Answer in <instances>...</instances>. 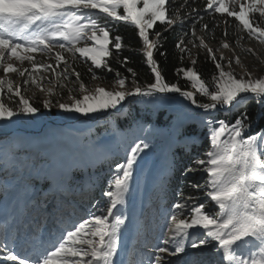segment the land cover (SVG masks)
Instances as JSON below:
<instances>
[{
	"label": "snow or ice",
	"instance_id": "6c2138e0",
	"mask_svg": "<svg viewBox=\"0 0 264 264\" xmlns=\"http://www.w3.org/2000/svg\"><path fill=\"white\" fill-rule=\"evenodd\" d=\"M230 2L206 0L203 13L192 9L183 21H179L183 27L189 18L192 20L191 36L199 40L198 46L207 51L208 58L218 70L210 88L191 68L177 69V75H181L195 89L185 91L177 84L165 81L158 61L154 58V52L162 47V33H155V40L150 38V30H154L157 23L165 31H171L177 25L178 20L169 15L172 0H0V67L6 74L18 71L13 63L6 62L14 57L16 61H29L33 65L31 70L19 71L20 76L28 72L32 83H36L31 73L47 69L54 74L56 83L63 87V81L70 79L69 64L64 52L71 53L73 59L79 53L84 60L90 61V71L96 68L111 72L108 58L113 51L117 55L126 49L135 51L123 44L121 36L110 35L111 27L124 22L137 30L142 44L138 54L144 57L143 63L153 76L152 83L141 86L135 79L134 70L129 68L127 71L133 76L131 89L126 86L127 78L116 73L114 90L97 87L89 93L81 83L79 89H76L81 98L70 94V102L67 103L43 100V108L48 111L55 107L59 114L74 113L88 118H92L93 114L110 115L113 111L119 112L125 105H144L149 115L141 117L137 112L132 117L144 138L138 139L126 152L124 161L115 165L113 178L102 193L107 197V206L104 209L97 206L100 214L90 213L88 218L71 222L67 227H60L64 221L57 217L55 224L59 235L50 246L44 237L46 223L43 220L37 229L27 235L29 243L42 249L35 258L22 257L16 251L5 221L3 233L0 234V264H123L117 258L118 249L122 228L126 226L129 217L125 214L126 209L122 208L120 212L114 210L126 205L141 154L151 148L148 141L161 134L166 135L172 145L183 149L185 153L198 144L202 134L207 138L209 148L203 153V158H193L181 174L202 173L205 177L203 184L190 182L189 187L202 189L214 207L209 210L204 203H191L194 198L184 196L182 189H178V199L169 210L162 234L152 246V255L141 264H169L168 257L179 256L187 249L205 247L211 248L217 257L212 264H264V130L245 136L253 120L247 111H241L249 100H256L264 107V79H252L251 72L243 69L239 57H236L235 63L241 65L244 75L249 78H237L233 71H225L223 62L226 58L220 55L218 59L204 39L196 37L194 27L203 19L204 14H226L239 21L243 29L247 30L249 38L255 37L264 43V29L249 19L252 13L264 17V0H245L239 3L238 9L230 8ZM187 3L188 0H185V4L180 7ZM94 10L99 15L94 17ZM100 18L105 19V24L98 23ZM201 28L210 31L207 24H202ZM188 34L183 32L175 45L181 60L184 54H191L184 46V36ZM227 34L225 30L224 35ZM81 41H91L92 46L76 47ZM222 47L227 49L229 44L224 43ZM34 53L54 55L55 66L38 63ZM159 54L167 55L163 51ZM61 62L63 69L57 71ZM121 63H128V57H124ZM191 63L194 65L196 60L193 59ZM227 63L231 67L233 61L228 60ZM71 74L79 81V72L72 69ZM93 79L97 77L93 75ZM5 83L7 93L11 94L13 88L10 80H0V89H3ZM27 83L28 80H25ZM56 83L47 89L50 96L56 94ZM197 93L206 98L207 102H198ZM171 94H178L183 99L174 101ZM14 95L19 98L18 102L13 101L17 104L15 109L0 102V132L6 131L16 121H34L43 115L19 89L15 90ZM183 101L189 103L184 104ZM174 102L182 107H172ZM220 112L231 115L218 118ZM165 117H168L167 120ZM99 118L96 116V119ZM177 154L173 151L165 158L162 194L174 171ZM29 180L33 197L39 192L44 203H47V193L53 183L56 185L53 200L56 195L63 196L64 192L71 190L70 180L67 185L63 183L67 180V174L60 165L57 149L51 152L48 164L34 169V175ZM45 182H51L49 189L37 187ZM215 209L219 210V215L215 214ZM47 211L46 208L42 209V212Z\"/></svg>",
	"mask_w": 264,
	"mask_h": 264
},
{
	"label": "rangeland",
	"instance_id": "374dc122",
	"mask_svg": "<svg viewBox=\"0 0 264 264\" xmlns=\"http://www.w3.org/2000/svg\"><path fill=\"white\" fill-rule=\"evenodd\" d=\"M241 2H245V0H231L229 7H237L238 9L239 3ZM97 15H99L98 11L94 10L93 16L95 17ZM185 15L186 14L184 13L178 12L173 14L171 17L177 19L179 23V21L184 20L186 17ZM249 19L250 21L252 20L251 15H249ZM188 21L192 20L189 18L186 22ZM105 22L106 21L104 18H100L98 20V23L102 25L105 24ZM186 22L183 23V26L190 28L191 30L193 27L192 22L187 24V26ZM195 32L196 35L204 39L205 43H207L208 46L213 49L218 59L220 55H223L226 58L223 62L225 71H233L234 74L237 75V78L244 76V78L247 79L249 77L244 75V71L241 68L242 65L243 69L251 72L252 79H264V43H261L255 37L249 38L246 29H244V33L247 38L241 40L237 39L235 41L220 40L214 42L211 41V38L206 36V34H204L201 29H197ZM184 39H187L185 40V47L191 53L190 55L188 54L189 59L193 60L199 48L192 41L189 35H185ZM224 43H228L229 48L224 49L222 47ZM84 46H92V42L81 41L76 45V47ZM248 50L251 51L249 52ZM54 51L60 50L55 49ZM33 55L35 56V59L38 63L52 64L55 66L54 55L46 56L41 55L40 53H34ZM63 55L65 56L66 60L73 58L72 54L69 52H64ZM75 57L81 56L79 53H77ZM236 57H239L241 65H237L235 63ZM82 59L84 60V58ZM228 60L233 61L231 67L228 66ZM84 61L91 65L90 61ZM6 62L13 63L14 67H16L18 70L15 73L6 74L3 68L0 67V80H4L6 82L9 80L12 81L13 92L11 94L7 93V83H5L3 89H0V102L4 103L7 107L13 109L17 107V104L13 102L15 100L12 98V96L15 97L14 93L16 89H19L21 94L25 98H28L33 106L34 103L43 104L44 99H52L53 103H55L57 100L67 103L70 102V94L76 98H81V94L76 91V89H79L80 83L72 77L70 72V79L63 81V87H61L59 83H56L54 74L47 69H40L39 71L32 72L31 75L36 78V83H32L28 72H26L24 76H20L18 74L19 71H23L24 69L31 70L33 67L31 62L24 61L21 63L16 61L14 57L10 61ZM191 69L195 71L194 68ZM70 70L71 69L69 66V71ZM41 77H43V79H41ZM25 80H28L27 85L25 84ZM212 82L213 80L207 83V86L211 88L213 86ZM54 83H56V94L50 96L47 92V89L52 88ZM126 86L128 89L133 87L127 82ZM85 87L89 90V93H91L97 87H105L108 90H114L116 85L114 82H107L97 77V79H93V83L91 85ZM41 88L44 90L42 91ZM190 89L194 88L191 87ZM65 91L67 92L66 95ZM200 97L203 96L197 93L196 98ZM175 100L180 99L174 98V101ZM183 103L186 104L184 101ZM255 105L256 110H254V116H251L250 112ZM172 107L180 108L182 105L174 102ZM192 107L195 109L194 106ZM128 111L132 112V117H135L137 112H139L141 117L149 115L147 111H145L144 105H125L119 112L113 111L110 115L98 114L103 117H101V121L94 117V119L97 120H95L97 125L92 126L86 131H77V129H71L69 127H58L51 124H47L48 126L44 125L47 117H51L53 120L62 115H68L59 114L58 109L53 107L51 111L46 109L41 111L43 115L37 120H19L12 124L8 130L0 132V189H3L0 192V233H3L5 221H7V227L9 229L12 228L14 231V223H27L25 224L26 227L36 224L37 229L40 221L43 220L46 223V227L43 230L45 237V235L48 233L51 235L56 234L55 231L50 230L52 229L50 228L52 227V224L48 222L49 213H52V215H58L59 217L62 215L64 223L61 224L60 227H67L69 223L86 219L90 213L97 212V206L100 209H104L107 206V197L103 196L102 193L108 186L109 181L113 178V169L115 165L124 161L126 152L135 142L138 141V139L144 138L134 119H131L129 123L127 122ZM241 111H247L253 120L252 127L248 132L245 133V136L264 130V107H262L260 103H258L256 100H249L246 104V107L241 108ZM71 115L73 118L72 122L74 123L77 120H83L84 118L88 119V117H83L80 114L73 113ZM95 115L96 114H93V116ZM230 115L231 114L226 112H220L218 113V118H226ZM167 118L168 117H165L164 119L167 120ZM32 122L37 123V128H39V130H36V132L15 128L16 125H19V123L30 124ZM6 137L8 139H5ZM203 141L208 143L206 146H204L206 150H208L209 141L202 134L198 143L202 144ZM148 142L151 144V148L146 149L145 153L141 154L139 168L134 172V180L130 185L131 194L128 197L127 203L124 206H118V208L114 210L116 212H120L122 208L126 209L125 214L129 217V219L126 220V226L122 228L120 247L118 249L117 257L121 261L126 260L129 264L134 262L132 255L134 254L135 249H137L138 254L135 264H141L142 261L146 262L152 255V249H147L145 247V241H142L144 236L141 238L137 236L138 227L143 226L145 221L144 215H147V211L150 209L151 205H156L154 210L161 213L163 210L166 211L165 209L169 211L172 204L178 199L177 194H175V197L169 199L164 207H158V202H156V199L154 200L153 198L156 194L155 191L161 186L163 181V172L158 170V166L162 160H165L169 150H172L175 145H172L167 136L164 134L158 135L155 138L150 139ZM53 149L59 150L60 165L67 174V180L63 181V183L67 185V181L70 180L72 182L71 190L64 192L63 196L56 195L55 200H53V194L56 192L55 185L52 190L51 199L49 198L50 201L44 203V198L39 195V192L35 197H33L32 189H28L30 187L29 177L32 176L35 168H39L49 163L50 154ZM206 150H204V152ZM177 157L175 158V163H177L179 160ZM195 157L203 158V155H201V152L188 151V156L186 162L184 163V167L181 165L176 168L179 171V174L177 175L178 184L175 189H173L172 186H170V189L173 191L176 190L175 193H177L178 189H182L184 196H190L194 198L191 203H204L207 209L213 210V204L209 202L202 189L196 190L189 187L190 182L203 184L205 178L204 175L200 172H197L195 175L181 174L183 169L190 165L193 158ZM99 163H103L102 170L104 168V179H102V182L99 181L103 187L101 190L96 189L93 185L88 188V184L93 182V179L95 178H86L88 174L87 172H90L91 168ZM176 174L177 173L175 171V175ZM78 175H83L85 179H72V177H77ZM186 177H189L190 179L188 180ZM15 179L18 180V187L16 186V188L13 186V184H10V181ZM21 182L26 184L25 187H27V190L29 191L24 192V190L20 188ZM72 185L73 187L75 186L76 188L81 189L80 193L73 191ZM37 187L40 188L39 185ZM189 189L198 191L199 194L193 196L190 194ZM76 196L80 201V206L78 205V207L75 206V203H73L72 199ZM53 204L68 207L69 212L62 210L61 208L60 210L62 211L58 209L54 210ZM45 208L48 209V211L42 212V209ZM214 211L216 215H219L218 209H215ZM97 214L100 213L97 212ZM168 215L169 212L167 216H165V219L163 220L164 222L162 221V232L165 228ZM112 222H114V218H112ZM25 226L22 225L21 228L23 229ZM150 226L151 228H149V233L153 235L154 224H151ZM19 228L20 225H17V229ZM130 234L133 236V245L131 248H127V239L129 238ZM152 239L154 238L150 237V242ZM21 242H24V236H21L20 234L19 237L14 240L16 251L17 245H19ZM41 251L42 249L39 248V251H35L34 254L29 255V257L35 258L40 254ZM22 252L23 251H21V247H19V254H22ZM206 253H209V256H205ZM145 258L146 260H144ZM216 259V255L213 253L211 248L208 247L187 249L185 253L179 256L168 257L169 264H212V262Z\"/></svg>",
	"mask_w": 264,
	"mask_h": 264
},
{
	"label": "trees",
	"instance_id": "16d2710c",
	"mask_svg": "<svg viewBox=\"0 0 264 264\" xmlns=\"http://www.w3.org/2000/svg\"><path fill=\"white\" fill-rule=\"evenodd\" d=\"M184 4H185V0H172L171 10L169 11V15L172 16L173 14L180 12V13L186 14L185 16H187L191 12L192 9H197L203 13L204 9L206 8V0H194V2H193V0H188V3L186 6L180 7L181 5H184ZM120 11H122V9ZM250 15H251V19H252L251 21H253L256 24V26H258L260 29H264V17H261L258 13H252ZM191 22L192 21L186 22V26H187V24H190ZM111 23L114 24L115 22H111ZM202 24H207L209 26L210 31L202 30V28H201ZM194 27H195V31L197 29H201L203 31V33L206 34V36H209V38H211V41H214V42H217L220 40L235 41L237 39L241 40V39L247 38L245 33H244V29H243L242 25L239 23V21L235 17H228L226 14H215V15H213L210 12L208 14H204L203 19L199 20L194 25ZM184 30H185V32L189 33L188 35L190 36L192 41L199 48L195 54L194 59L196 60V63L194 65L191 63L192 60L189 59L188 54H184L183 60H181V54H180L179 50H177L175 48L176 42H177L178 38L181 36V34L184 32ZM225 30L228 33L227 36L224 35ZM157 32L162 33V39H161L162 47L158 51L154 52V58L158 61V64H159L160 69L162 71V75L164 76L166 82L175 83L182 90L188 91V90H190L191 86L185 79L182 78L181 75H177V69L194 68L195 71L206 82V84L211 82L214 79V77L218 74V70L215 67V64L208 58L207 51L200 48L198 46L199 40L198 39L194 40L193 37L191 36L190 28H187L185 26L181 27L180 23H178L171 31H165L164 27L162 25H160L159 23H157L154 30H150V38L155 40V37H156L155 33H157ZM110 35H111V37H115L117 35L121 36L123 38V41H122L123 44L130 49H134L135 51H131V50L126 49V50L122 51L120 55H117L116 52L113 51L112 56L110 58H108V63L110 65V67L112 68L111 72L105 71L103 69H96V68H92V70L90 71L89 69L92 66L90 64H88L87 62H85L81 57H75V59H73V58L67 59L68 64L70 66V69L71 70L74 69L75 72L80 73V78H79L78 82L80 84L83 83V85H85V86H89L93 83V75L97 76L99 79H101V77H102L103 78L102 80H104V81L114 82L115 78H116V73H119L121 77L127 78L126 79L127 83L132 85L131 81L133 79V76L131 73H129L127 71V69L131 68L134 70V72L136 74L135 79H136L138 84L143 86L145 84L152 83L153 82V76L150 73L149 68L146 67L143 63L144 57L138 54L142 49V44H141L140 39L138 38L137 30L135 29V27L132 26L131 24L120 22L119 24H115V26L111 27ZM196 37L200 38L198 35H196ZM185 40H187V39H184V46L186 44ZM109 47L111 48V45H109ZM160 51L166 52L167 55L161 56L159 54ZM124 57H128V63H126V64L121 63V61L124 59ZM55 63L56 62L54 61V64ZM63 66H64L63 62H61L60 68L57 69V71L62 70ZM71 70L69 71L70 73H71ZM71 75L74 79H76L74 74H71ZM66 94H67V92L65 93V95ZM12 98L18 102L17 97L12 96ZM197 100H198V102H207L204 97L197 98ZM34 106L39 108L40 111H44L43 104L34 103ZM254 110H256V105L254 106V108L250 112L251 116H254V113H255ZM127 115H128L127 122L129 123V121L132 119V112L128 111ZM207 144H208L207 142L203 141L202 144L198 143L196 146L192 147L189 151L190 152L191 151L201 152V155H203L204 150H206V148L204 146H206ZM173 151H176L177 153H179L176 155V157L178 156L177 159H179V160L177 163H175L174 171L169 176V178H171V179L168 178L167 184L165 185V192L162 194L161 186L158 187L157 190L155 191L156 194L154 195L155 197H153V198H154V200L156 199V202H158V207L159 206L164 207L169 199H171L172 197H175V194H176L175 191L176 190L175 191L171 190L170 186H172L173 189L176 188V186L178 184L177 183L178 182V176L177 175L179 174V171L176 168L181 166V165H182V167H184V163L186 162V159L188 156V152L185 153L183 149H178L175 146L172 150H169V153H171ZM102 164L103 163H99V164L94 165V167L91 168L90 172H87L88 174H87L86 178H90V179L91 178L93 179V177L95 178V179H93L94 181L92 180L93 182L88 184V188L93 185L96 189H99V190L102 189L103 186L100 184V182L103 181L102 179H104V173H103L104 168L102 170V166H103ZM164 165H165V160H162L158 166V170L163 172ZM175 171L177 173L176 175H175ZM32 175H34V171H33ZM73 178H75L76 180L77 179H81V180L85 179V177L83 175H78L77 177H72V179ZM162 178H163V175H162ZM186 179L189 180L190 178L186 177ZM17 181H18L17 179L12 180V181H10V184H13V186L16 188V186L18 187ZM50 183L51 182H45L44 184L39 185V187L41 189H49ZM75 184H76V182H75ZM25 185H26L25 183L21 182L20 188H22V190H24V192L29 191V190H27V187H25ZM54 185H55L54 183L51 184V188L47 193V201H50V199H51L52 190H53ZM73 185H72V190L75 191L76 193H78V192L80 193L81 189H78L75 186L73 187ZM28 189L31 190V187H29ZM2 190L3 189H0V192ZM189 192L193 196L199 194L198 191H195L192 189H189ZM0 195H1V193H0ZM72 199H73V203L80 206V203H79L80 201H79L77 196L75 198H72ZM82 200H84V199H82ZM23 204H24V202H23ZM155 207H156V205H154V206L151 205L150 209L147 211V215H144L145 221L143 223V226L140 227L139 235H138L140 238L144 236L142 241H145V247L147 249L152 248V246L155 244V241L153 239L150 242V237L155 238L157 236V234H158L157 232H158L159 228H162V226H161L163 224L162 221L165 219V216H167V214L169 212V211H167V209H165L166 211H164V210H163V212L161 211V213L157 212L154 210ZM53 208H54V210L55 209L60 210V208H61L62 210L69 212L68 207H65V206H59V205L55 204V207H53ZM25 210H26V208H25ZM62 210H60V211H62ZM151 224H154L153 235H151L149 233V228H151V226H150ZM161 232H162V230H161ZM205 256H209V253H206Z\"/></svg>",
	"mask_w": 264,
	"mask_h": 264
},
{
	"label": "bare ground",
	"instance_id": "6f19581e",
	"mask_svg": "<svg viewBox=\"0 0 264 264\" xmlns=\"http://www.w3.org/2000/svg\"><path fill=\"white\" fill-rule=\"evenodd\" d=\"M188 91H195L194 89H190ZM173 98L176 99H180L182 100L183 98L178 97V95H172ZM186 104H188V101H184ZM96 116H99L100 118L97 120L101 119V115L96 114L95 116H93L92 118H84L83 120H77L75 123L72 122L73 118L71 114H68L67 116L62 115L56 119H51V117H47V120L45 121L46 126L48 125H55L58 127H66V128H71V129H77V131H86L87 129H90L92 126L97 125V120L94 119V117L96 118ZM96 120V121H95ZM101 121V120H100ZM96 122V123H95ZM48 124V125H47ZM16 129H26L27 131H33L36 132V130H39V128H37V123L36 122H32L30 124H23V123H19V125H16L15 127ZM8 130V129H7ZM10 130V129H9Z\"/></svg>",
	"mask_w": 264,
	"mask_h": 264
},
{
	"label": "water",
	"instance_id": "95a60500",
	"mask_svg": "<svg viewBox=\"0 0 264 264\" xmlns=\"http://www.w3.org/2000/svg\"><path fill=\"white\" fill-rule=\"evenodd\" d=\"M186 91V90H185ZM171 95H178V94H171ZM194 108H195V106H194ZM101 117H103V116H101Z\"/></svg>",
	"mask_w": 264,
	"mask_h": 264
}]
</instances>
